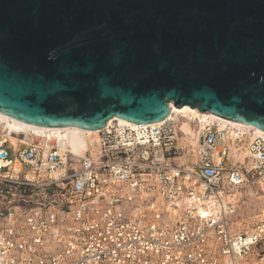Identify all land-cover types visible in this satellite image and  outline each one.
<instances>
[{"label": "built area", "instance_id": "2783aa9c", "mask_svg": "<svg viewBox=\"0 0 264 264\" xmlns=\"http://www.w3.org/2000/svg\"><path fill=\"white\" fill-rule=\"evenodd\" d=\"M180 136L172 117L115 120L78 156L52 134L0 133V264H250L264 220L241 227L234 192L264 196V137L206 124L193 157ZM227 145L248 168L226 165Z\"/></svg>", "mask_w": 264, "mask_h": 264}, {"label": "water", "instance_id": "95a60500", "mask_svg": "<svg viewBox=\"0 0 264 264\" xmlns=\"http://www.w3.org/2000/svg\"><path fill=\"white\" fill-rule=\"evenodd\" d=\"M168 103L264 132V0H0V112L151 124Z\"/></svg>", "mask_w": 264, "mask_h": 264}, {"label": "bare ground", "instance_id": "6f19581e", "mask_svg": "<svg viewBox=\"0 0 264 264\" xmlns=\"http://www.w3.org/2000/svg\"><path fill=\"white\" fill-rule=\"evenodd\" d=\"M168 106L169 113L167 117H172L178 123L179 130L181 133V136L178 139V146L184 148L185 153L190 154L193 157H195L196 153L197 130L203 128L206 124L216 123L219 127L229 126L232 129H236L238 131H244L248 133V139L250 140L256 136L264 137V132L253 126H249L232 120L223 119L207 112L203 113L195 108H190L186 105L182 107H176L172 103H168ZM115 120L121 123H129L128 121L121 120L118 118H111L106 123ZM151 124L155 125L156 123ZM29 130L40 133L41 135H45L46 133L52 134V136L62 144L63 148L69 146L71 151L77 154L78 156L82 155V151L85 147L88 136H95L98 133V130H88L76 126L44 127L31 125L13 119L0 112V133L6 134V136L13 144L15 141L13 140L12 135L20 132L25 133ZM226 147L229 154V157L225 161L226 165L231 164L229 162L231 160L236 166H242L244 160L248 159V152L246 147L234 145H227ZM241 147H243V149H241ZM249 165L250 162L248 161L246 162V165H244V167L248 168ZM238 195L239 191L234 192V196L237 197ZM262 199H264V196L256 198V200ZM260 213L261 215H259L264 218V206L261 208ZM263 220L264 219H262V221Z\"/></svg>", "mask_w": 264, "mask_h": 264}, {"label": "rangeland", "instance_id": "374dc122", "mask_svg": "<svg viewBox=\"0 0 264 264\" xmlns=\"http://www.w3.org/2000/svg\"><path fill=\"white\" fill-rule=\"evenodd\" d=\"M241 149H243V147H241ZM229 162L233 166H236L231 160ZM246 162L247 160L245 159L243 165L242 166L238 165V166L244 168ZM238 191H239V195L237 197L241 198L239 204V210H238V214H239L238 221H241L242 224L241 227H248L249 229H251L256 224L260 223L262 219H264L260 216L261 208L264 206V199L256 200V198L263 197V195H261L259 189H257V186L246 187ZM263 255L264 254H261L259 257L254 256L250 264H264Z\"/></svg>", "mask_w": 264, "mask_h": 264}]
</instances>
